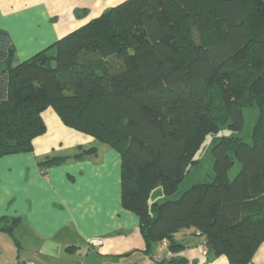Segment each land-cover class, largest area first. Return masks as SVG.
I'll use <instances>...</instances> for the list:
<instances>
[{
    "label": "trees",
    "instance_id": "trees-1",
    "mask_svg": "<svg viewBox=\"0 0 264 264\" xmlns=\"http://www.w3.org/2000/svg\"><path fill=\"white\" fill-rule=\"evenodd\" d=\"M12 54L0 157L31 151L52 108L119 153L121 205L138 216L146 250L166 240L164 264H188L178 253L190 236L209 259L252 261L264 241V0H122L27 59ZM252 106L250 141L218 135L210 180L180 190L206 136L239 131Z\"/></svg>",
    "mask_w": 264,
    "mask_h": 264
},
{
    "label": "crops",
    "instance_id": "crops-1",
    "mask_svg": "<svg viewBox=\"0 0 264 264\" xmlns=\"http://www.w3.org/2000/svg\"><path fill=\"white\" fill-rule=\"evenodd\" d=\"M120 1L0 0V101L8 94L2 64L11 49L16 63L27 59ZM42 117L46 130L31 151L0 157V225L12 228L0 227V264H21L24 240L39 264H154L165 249L158 241L146 250L138 216L121 205L119 153L65 126L52 108ZM96 144V153L75 156ZM55 155L66 158L41 164ZM94 237L99 246L89 243ZM187 239L178 255L188 264H229L224 255L209 259L201 237ZM249 264H264V241Z\"/></svg>",
    "mask_w": 264,
    "mask_h": 264
},
{
    "label": "rangeland",
    "instance_id": "rangeland-1",
    "mask_svg": "<svg viewBox=\"0 0 264 264\" xmlns=\"http://www.w3.org/2000/svg\"><path fill=\"white\" fill-rule=\"evenodd\" d=\"M257 116H258V108L256 106L245 108L244 109V124H243V127L239 131H232V130H229L226 126H222L220 127L218 132L208 134L205 140L203 141L202 146L200 147V149L198 150L196 154L197 162L191 166L189 173L181 182L179 189L180 190L184 189L190 184L197 182V181L210 180V178L213 175V170H212L213 157L211 153V147H212L214 139H216L218 135H232V136H239L246 141H250L253 128L257 120ZM237 166L238 165L234 166V168L231 171V174H233L236 171ZM154 193L160 194V190L157 189L154 191ZM182 233H183L182 230L178 231L175 233L174 236L178 239L183 235ZM3 242L4 241L0 240V246L4 244ZM9 244L11 245V243ZM22 246L23 248L20 250V254L21 256L26 254V257L23 260H21L20 263L21 264H30V263L39 264L36 257L29 256V254L34 251L33 245L30 244L28 241L24 240ZM7 254H8L7 251H4V253H2L1 256L4 258V255H7Z\"/></svg>",
    "mask_w": 264,
    "mask_h": 264
},
{
    "label": "built area",
    "instance_id": "built-area-1",
    "mask_svg": "<svg viewBox=\"0 0 264 264\" xmlns=\"http://www.w3.org/2000/svg\"><path fill=\"white\" fill-rule=\"evenodd\" d=\"M89 243L94 245V246H99L102 243V240L100 237H94V238L89 240ZM160 244H161V246H163L164 249H166V240L165 239H162L160 241ZM164 253L166 254V258L174 255L170 251H165ZM163 255L164 254H162V255H158V254L155 255L154 254V256H153L154 264H164V262L162 261ZM30 264H36V263H30Z\"/></svg>",
    "mask_w": 264,
    "mask_h": 264
}]
</instances>
